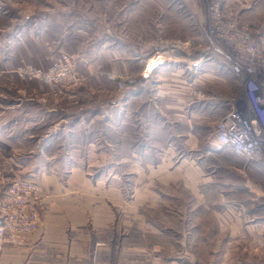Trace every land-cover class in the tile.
<instances>
[{"label": "rangeland", "instance_id": "rangeland-1", "mask_svg": "<svg viewBox=\"0 0 264 264\" xmlns=\"http://www.w3.org/2000/svg\"><path fill=\"white\" fill-rule=\"evenodd\" d=\"M209 7L210 0H0V169L47 186L53 225L86 232V264H264V155L247 161L214 137L232 103L246 102L231 51L221 42L225 52L215 50L208 34ZM223 7L264 47V0ZM111 47L119 63L111 64ZM156 64L165 67L141 77ZM54 66L49 81L44 73ZM133 79L156 88L127 104ZM99 85L120 99L118 122H76L102 109L79 111L88 103L82 95ZM145 99L154 103L139 106ZM56 104L54 127L76 133L42 155L39 139L21 132L44 129L31 117ZM39 163L48 171L35 170ZM39 200L41 220V190Z\"/></svg>", "mask_w": 264, "mask_h": 264}, {"label": "built area", "instance_id": "built-area-1", "mask_svg": "<svg viewBox=\"0 0 264 264\" xmlns=\"http://www.w3.org/2000/svg\"><path fill=\"white\" fill-rule=\"evenodd\" d=\"M209 11L208 34L212 44L215 50L225 52L215 45L221 42L231 51L232 71L243 82L246 102V108L238 101L232 103L219 120L214 137L247 161H259L264 155V47L253 38L248 26L239 27L238 21L228 18L230 14L224 10L223 0H210ZM159 61L162 63L164 58ZM57 71L54 66L44 75L51 81ZM37 74L42 71L37 70ZM39 196L36 180L8 177L0 169V242L23 244L38 229Z\"/></svg>", "mask_w": 264, "mask_h": 264}, {"label": "crops", "instance_id": "crops-1", "mask_svg": "<svg viewBox=\"0 0 264 264\" xmlns=\"http://www.w3.org/2000/svg\"><path fill=\"white\" fill-rule=\"evenodd\" d=\"M113 49L115 50V47H111V64L119 63V58H114ZM138 57L139 56L137 55L134 58L136 59ZM154 60L155 58H152L151 60L147 59L146 62L150 63ZM173 60L182 61L178 56H174ZM131 61L132 59L126 58V60H123L122 63L124 65H129ZM163 65H153V67L151 66V69L147 72L146 70H142L139 74H142L141 77L143 78L149 77L151 73L154 74L156 72H160L162 68L165 67V65ZM179 71H182V69L180 68ZM115 72L117 71H114L112 73ZM148 83H150V85ZM148 83H146V81L143 83H141L140 81L137 82L133 79V83L130 84V90L127 91L128 94L126 103L128 104L131 100L140 97L143 94L144 90L153 91V88H156L155 84H152L151 81H149ZM82 86L88 87L89 85L85 84ZM105 87V85H99L97 86V88H94L93 90L97 92L95 95H82L81 101H86L88 103L86 106L79 108V111H83L82 109H92L91 111H94L96 109L95 107L98 106L102 109H99V113H93V117L87 120L85 119V117H80L81 119L76 120V122L87 124H92L93 121H104L105 123L110 122L111 124L113 122H118L117 113L120 99L117 98L111 100L112 90ZM151 101L152 99H145L140 102L139 106H141L144 102H149L150 106L152 103H154ZM68 102H70L71 104H76L77 101L72 97L68 100ZM92 104H94L93 107ZM46 105H43V107H45L43 113L37 114L36 118L32 116L30 121L32 127L34 124L42 123L43 125H45L44 127H42L44 129H33L31 131L25 130V134H23V131L21 132V135L26 138L39 139L40 144L37 145V149H39V151L41 152L40 154L42 155L48 154L50 152V146L52 145V141L54 139L63 138L69 140L72 138V135L76 133V131L70 128V126L67 128V130L64 129L65 131L57 130L56 127H54L53 119L51 117L52 115H50V112L58 111L57 104L53 106ZM39 106H41V104H39ZM46 117H49L50 119H47ZM68 120L70 121V117H68L66 122H68ZM76 145L77 144L73 143L70 144V146ZM34 169L40 171H48L47 167L42 163H39ZM32 178L38 182L43 199L42 202L44 204V211L40 220V225L42 224V226L39 228V230L34 232L23 244H11L6 242L3 244L2 242H0V264H86V232H83L81 228L73 227L69 229L70 233L71 231H73V233L75 231L77 232L73 237H71L69 235L67 236V234H70L69 231L66 232L64 228L53 225L52 218L54 217L53 209L55 207L54 195L49 191V189H47L46 185H43L42 182H39V179L35 175L32 176ZM48 179L54 182V178L49 176V178L46 177V183L49 184V182L47 181ZM94 242L95 244H98L99 241L96 242L95 240Z\"/></svg>", "mask_w": 264, "mask_h": 264}, {"label": "bare ground", "instance_id": "bare-ground-1", "mask_svg": "<svg viewBox=\"0 0 264 264\" xmlns=\"http://www.w3.org/2000/svg\"><path fill=\"white\" fill-rule=\"evenodd\" d=\"M176 46L179 47V45H176ZM199 59L203 60V58H199ZM201 60H200V61H201Z\"/></svg>", "mask_w": 264, "mask_h": 264}]
</instances>
